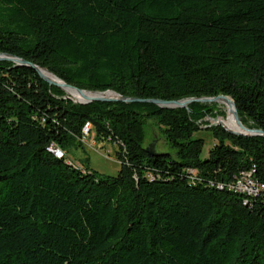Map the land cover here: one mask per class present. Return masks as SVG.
<instances>
[{"label":"trees","instance_id":"trees-1","mask_svg":"<svg viewBox=\"0 0 264 264\" xmlns=\"http://www.w3.org/2000/svg\"><path fill=\"white\" fill-rule=\"evenodd\" d=\"M0 54L90 92L228 96L264 131V0H0ZM218 117L215 104H76L0 62V264H264V194L228 189L243 172L264 184V138ZM149 122L169 151L146 148ZM87 123L119 146L116 177L49 151L68 155ZM202 129L217 141L206 160Z\"/></svg>","mask_w":264,"mask_h":264},{"label":"rangeland","instance_id":"rangeland-1","mask_svg":"<svg viewBox=\"0 0 264 264\" xmlns=\"http://www.w3.org/2000/svg\"><path fill=\"white\" fill-rule=\"evenodd\" d=\"M67 97L71 96L66 94V98ZM72 101L74 102L75 100L73 99ZM214 104L217 105L218 109L222 113H224L225 117L206 119L211 126L216 124L214 120L220 121L228 118L227 108L220 105L219 103ZM196 137L205 140L206 144L201 158L202 160H206L209 157L210 150L217 144V141L214 139L211 131L206 129H202L200 132H198ZM80 142V146L74 147L69 150L67 155L68 160H71L74 164L84 169L95 171L103 176L116 177L119 174L121 163L118 160L116 154L119 150V146L117 144L109 141L104 143L96 141V133L94 129H92V132L90 133V136L86 141L81 138ZM147 144L154 145L159 153H165L166 150L169 151V148L166 147L165 138L163 135H161V130L157 128V126H155V124L152 122H149L147 126L146 148L148 147Z\"/></svg>","mask_w":264,"mask_h":264},{"label":"water","instance_id":"water-1","mask_svg":"<svg viewBox=\"0 0 264 264\" xmlns=\"http://www.w3.org/2000/svg\"><path fill=\"white\" fill-rule=\"evenodd\" d=\"M2 61H9V62L16 64L17 66H25V67L32 68L38 73L40 78L43 79L46 83H48L50 86H54V87H57L63 90L66 94H68L66 92L67 89H72V90L77 91L85 99V101L84 102L74 101V102L78 104H82V105H88L91 103H124V104L140 103V104H152L160 108H164V109H187L189 110V106L195 103L209 105V104H214V103H218L222 101L230 108V113L234 117L238 130L237 131L228 130L224 126L223 122L219 120H214L216 122L215 125H219L223 127L226 132L234 136L263 137L264 138V131L257 130V129H250L243 125V123L241 122L235 101L228 96H218L215 98H191V99H185L181 101L142 100V99H136V98H126L112 91L101 93V92H90V91L81 90L75 86L65 83L64 81H62L61 79L53 75L48 70H45L39 66H36L18 57L9 56L6 54H0V62ZM44 71H46L51 76H53L57 81H54L50 79L49 77L45 76L43 73ZM87 94H93L94 97L88 96ZM67 98L70 100H73L71 97H67ZM148 151H149V148H148Z\"/></svg>","mask_w":264,"mask_h":264},{"label":"built area","instance_id":"built-area-1","mask_svg":"<svg viewBox=\"0 0 264 264\" xmlns=\"http://www.w3.org/2000/svg\"><path fill=\"white\" fill-rule=\"evenodd\" d=\"M91 132L92 125L91 123H87L82 132V139L86 141L87 138L90 136ZM51 145L54 146L56 149H59V155H62L64 158H66L67 154L58 145H56L55 143ZM190 173L194 175L196 172L191 171ZM254 173V171L241 173L235 179L234 183L228 186V189L232 192L244 195L248 199H254L262 196L264 194V184L259 182L254 177Z\"/></svg>","mask_w":264,"mask_h":264},{"label":"bare ground","instance_id":"bare-ground-1","mask_svg":"<svg viewBox=\"0 0 264 264\" xmlns=\"http://www.w3.org/2000/svg\"><path fill=\"white\" fill-rule=\"evenodd\" d=\"M45 76L49 77L50 79L57 81L53 76H51L49 73H47L46 71L43 72ZM72 92V98L77 101V102H84L85 99L75 90L69 89ZM88 96H91L89 94H87ZM94 97V96H91ZM220 105L224 106L227 108L228 110V115L230 117V122H231V129L232 131H237V125L235 123L234 117L232 116V114L230 113V108L222 101L218 102ZM49 151L58 159H64V157L62 155H59V149H56L54 146H51L49 148Z\"/></svg>","mask_w":264,"mask_h":264}]
</instances>
